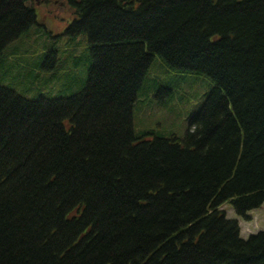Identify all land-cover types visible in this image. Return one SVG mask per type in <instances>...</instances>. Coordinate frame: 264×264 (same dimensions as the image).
Returning <instances> with one entry per match:
<instances>
[{
	"label": "trees",
	"instance_id": "1",
	"mask_svg": "<svg viewBox=\"0 0 264 264\" xmlns=\"http://www.w3.org/2000/svg\"><path fill=\"white\" fill-rule=\"evenodd\" d=\"M31 1L0 0V61ZM68 1L83 88L0 86V264H264L220 210L264 204V0ZM155 59L212 83L181 139L133 127Z\"/></svg>",
	"mask_w": 264,
	"mask_h": 264
},
{
	"label": "rangeland",
	"instance_id": "2",
	"mask_svg": "<svg viewBox=\"0 0 264 264\" xmlns=\"http://www.w3.org/2000/svg\"><path fill=\"white\" fill-rule=\"evenodd\" d=\"M42 3L51 4L55 16H44ZM31 5L39 19L36 24L35 18L32 28L3 52L0 86L31 102L39 98H69L83 88L86 80L88 43L81 35L66 34L63 27L58 31L53 24L52 18L58 25L68 19L70 8L65 0H32ZM211 86L205 75L175 70L155 59L133 109L135 132L182 138L189 119L201 109ZM223 210L228 220L238 221L243 240L264 230V205L248 213L250 221L238 218L229 204Z\"/></svg>",
	"mask_w": 264,
	"mask_h": 264
},
{
	"label": "flooded vegetation",
	"instance_id": "3",
	"mask_svg": "<svg viewBox=\"0 0 264 264\" xmlns=\"http://www.w3.org/2000/svg\"><path fill=\"white\" fill-rule=\"evenodd\" d=\"M48 6H49V7H48ZM45 7H48L47 10H46V12H47L48 15H51V14L54 13V11L52 10V5H51V4H49V3H45ZM74 21H75V20L73 19V22H74Z\"/></svg>",
	"mask_w": 264,
	"mask_h": 264
}]
</instances>
